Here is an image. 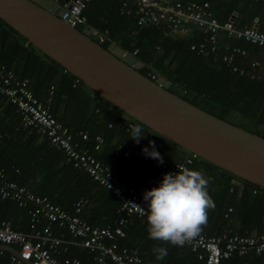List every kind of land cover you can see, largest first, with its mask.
Here are the masks:
<instances>
[{
  "label": "trees",
  "instance_id": "trees-1",
  "mask_svg": "<svg viewBox=\"0 0 264 264\" xmlns=\"http://www.w3.org/2000/svg\"><path fill=\"white\" fill-rule=\"evenodd\" d=\"M166 1L183 5L207 2L219 22L226 21L236 12L235 28H251L254 19H258L261 24L257 30L264 32V0ZM114 4V9H103L116 15L112 14L109 20L105 18L106 22L97 21V16H102L104 12L98 10L92 18L87 11L88 5L85 10L88 27L107 29L109 32L108 40L101 45L104 49L114 43L131 55L136 51L134 57L144 64L139 71L143 76L149 79L152 76L155 79L164 77L171 83L169 92L220 120L264 137V76L259 74V68L252 66L255 59L264 55V48L237 39L229 41V45L224 44L245 51L243 56H234L236 71H233L232 66L222 61V57L228 54L224 45H218L213 53L201 55L190 50L191 46L205 42L206 34L202 30L195 28L184 34L166 35V31L153 25L138 26L134 7L121 14L120 0ZM77 29L84 33L82 27ZM0 63L18 79L28 81L34 98L68 129L79 150L88 151L127 187L133 188L139 197L143 198L147 190L160 184H155V170L147 168V162L156 159L142 151L144 148L151 151L149 141H152L169 168L184 164L190 170L203 171L206 177L211 178L208 192L215 207L209 210L207 224L200 235L264 234V189L197 156L192 158L191 153L131 119L54 60L31 44L26 45V39L1 19ZM136 125H140L143 134L138 145L131 139L132 127ZM78 132L86 134L87 140L76 136ZM97 136L102 138L103 143L95 151ZM119 146H128L139 152L142 158L133 155L124 158L121 153L116 156ZM187 158H191L190 164L186 163ZM0 171L7 180L35 196L46 197L69 214L75 213V205L79 203L78 216L92 226H115L117 223L120 204L110 192L93 182L82 170L74 168L62 151L50 146L35 128L23 127L16 108L3 96H0ZM30 209L32 204L21 208L14 201L0 199V220L8 221L13 230L30 232ZM46 224L42 219L35 227L41 228ZM50 227L54 235L66 234L65 230L53 224ZM147 229L148 225L143 220L131 218L123 229L124 238L117 240L118 247L136 252L141 264H204L185 245L177 247L150 239ZM155 247H166L168 255L163 260H157L153 252ZM60 258H76L82 264H93V254L77 247L63 253ZM256 262L264 264V256L250 253L239 257L234 254L224 264ZM0 264H9V253L0 251Z\"/></svg>",
  "mask_w": 264,
  "mask_h": 264
},
{
  "label": "built area",
  "instance_id": "built-area-1",
  "mask_svg": "<svg viewBox=\"0 0 264 264\" xmlns=\"http://www.w3.org/2000/svg\"><path fill=\"white\" fill-rule=\"evenodd\" d=\"M60 7L59 18L73 28L83 27L87 19L85 10L91 0H52ZM120 13L128 10L129 5L135 8L138 26L153 25L166 31L167 34L187 33V24L192 23L197 29L205 32V42L193 45L191 51L197 54L205 52L213 53L218 48V34L223 33L230 39L242 40L251 45L264 48V32L257 29H237L232 18L219 22L209 11V4L204 2L168 3L166 0H120ZM264 6V4H263ZM99 45L108 40L107 29L90 28L86 34ZM228 51L222 57V61L232 66L235 55H245V51L237 47L225 46ZM136 51L132 56H135ZM253 67L259 63L254 62ZM151 80H155L152 76ZM0 96L5 97L13 105L20 115L21 123L25 128H35L39 134L44 136L50 146L62 151L65 157L72 163L73 167L82 170L90 179L99 186L110 192L120 204L117 214L119 218L115 226L95 227L86 220L81 219L80 204L75 205V213L69 214L58 206L49 202L46 197L35 196L17 183L7 180L4 173L0 171V199L14 201L19 207L26 208L32 204L30 209V232L13 230L8 221L0 220V246H8L16 250L17 255L9 254V264H82L76 258H60L65 246H79L93 254V264H141V259L136 252L126 248H119L118 239L124 238V228L135 217L147 223L146 201L139 197L133 188L127 187L120 179L114 176L110 170L97 161L86 150H79L77 143L73 142V136L67 128L58 123L42 104L34 98L28 88L26 79L20 80L13 72L7 70L0 63ZM81 140L86 141L87 135L78 132ZM103 143L101 137L95 138L94 150H99ZM139 142H136L138 145ZM122 154L124 158L132 155L142 158L141 154L133 151L128 146H119L115 155ZM196 156L192 154V158ZM191 158L186 159V163ZM184 164L169 168L163 159L147 162V168L156 172L155 184L162 181L167 173H175ZM135 205H139L137 207ZM143 210H142V208ZM231 210L229 209L228 212ZM47 224L41 228L35 225L40 220ZM50 224L66 234L54 235ZM69 237V239H68ZM195 254L198 261L204 264H224L234 254L244 257L250 253L255 256H264V234L254 236L222 235L218 237H206L199 235L185 244Z\"/></svg>",
  "mask_w": 264,
  "mask_h": 264
},
{
  "label": "water",
  "instance_id": "water-1",
  "mask_svg": "<svg viewBox=\"0 0 264 264\" xmlns=\"http://www.w3.org/2000/svg\"><path fill=\"white\" fill-rule=\"evenodd\" d=\"M52 0H0V19L125 115L207 163L264 189V137L218 119L151 80L136 57L106 49L59 18ZM256 29V26H253ZM25 46L23 47V49ZM0 251L17 255L15 249Z\"/></svg>",
  "mask_w": 264,
  "mask_h": 264
},
{
  "label": "clouds",
  "instance_id": "clouds-1",
  "mask_svg": "<svg viewBox=\"0 0 264 264\" xmlns=\"http://www.w3.org/2000/svg\"><path fill=\"white\" fill-rule=\"evenodd\" d=\"M141 133L140 125L132 127L131 139L138 142L143 136ZM149 144L152 150L144 148L142 151L162 163L154 142L149 141ZM210 180L203 171L181 167L175 173L165 174L158 187L147 190L143 199L147 202L149 238L182 247L199 236L207 224L209 210L215 207L208 192ZM153 252L157 260L168 255L166 247H155Z\"/></svg>",
  "mask_w": 264,
  "mask_h": 264
},
{
  "label": "crops",
  "instance_id": "crops-1",
  "mask_svg": "<svg viewBox=\"0 0 264 264\" xmlns=\"http://www.w3.org/2000/svg\"><path fill=\"white\" fill-rule=\"evenodd\" d=\"M115 1L116 0H91L90 1V3L88 4V8H87V11H88V14H90L91 16H92V18H94V13H96L98 10H100V12L102 11V12H104V14L102 13V16H97V21L98 22H106L105 21V18L107 19V20H109L112 16V14H114V16L116 17V15H115V13H109V12H107V11H104L103 9H105V8H110V9H114V7H115ZM170 2L171 1H174V0H169ZM106 3V4H105ZM133 8V5H129V10L130 9H132ZM210 12H211V14H212V16L214 17V15H213V13H212V11L211 10H209ZM238 17V14L236 13V12H233L232 13V15H231V18L235 21L236 20V18ZM253 26H256V29H258L259 28V26H260V21H258V19H254V21H253ZM187 26V28H188V30L191 32V30H194L196 27L194 26V24H192V23H190V24H187L186 25ZM252 26V27H253ZM92 28V27H91ZM82 29L84 30V31H86V34H87V31H88V29H90V27H88V25L86 24V25H84L83 27H82ZM204 32V31H203ZM85 33V32H84ZM229 41H236L235 39H233V38H231V40H229L226 36H225V34H223V33H219L218 34V45L219 46H222V45H229L228 44V42ZM224 45V46H225ZM218 46V47H219ZM248 48H251V47H249V46H247ZM255 62H258L259 63V66L258 67H256V69H258L259 68V70H260V75H263L264 76V55L263 56H261V57H258L257 59H255ZM258 74V75H259ZM259 75V76H260ZM68 239H69V237H68ZM119 240V239H118ZM74 247H77V248H79L80 249V247L79 246H73V245H68V246H65L64 248H63V250H62V254L63 253H66L68 250H71V249H73ZM61 254V255H62ZM93 262V261H92ZM255 264H261L260 262H256Z\"/></svg>",
  "mask_w": 264,
  "mask_h": 264
},
{
  "label": "rangeland",
  "instance_id": "rangeland-1",
  "mask_svg": "<svg viewBox=\"0 0 264 264\" xmlns=\"http://www.w3.org/2000/svg\"><path fill=\"white\" fill-rule=\"evenodd\" d=\"M86 33V31H84ZM243 127H246L245 125H242Z\"/></svg>",
  "mask_w": 264,
  "mask_h": 264
}]
</instances>
